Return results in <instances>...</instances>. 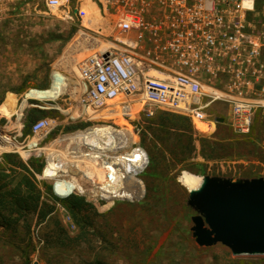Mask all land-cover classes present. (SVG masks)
<instances>
[{
	"label": "rangeland",
	"instance_id": "1",
	"mask_svg": "<svg viewBox=\"0 0 264 264\" xmlns=\"http://www.w3.org/2000/svg\"><path fill=\"white\" fill-rule=\"evenodd\" d=\"M7 12L0 18V106L7 110L0 108V162L5 153L24 163L34 161L29 168L43 192L50 186L44 192L48 203L55 202L52 197L61 199L54 192L57 185L83 195L100 216L90 246L74 239L77 229L57 202L53 218L31 220L24 242L18 244L0 227V264H264V254L224 256L222 245L198 247L190 231L195 213L186 205L192 188L188 175L200 181L203 175L264 178V109L255 113L250 131L240 134L225 121V104L210 103L205 120L214 129L204 133L200 130L205 128L191 122L196 136L214 142L217 156L225 157L206 160L196 142L187 168L169 170V157H158L160 163L152 167L145 148L153 141L142 126L152 116L146 110L153 107L131 103L124 109L127 115L105 110L85 114L79 103L81 61L103 44L91 31L105 24L92 0L51 5L35 0L29 13L18 6ZM54 83L58 93L47 94ZM20 87V93L8 90ZM33 107L44 110L41 118L52 119V126L37 136L23 135L25 114ZM217 117L224 122H215ZM30 248L26 261L20 249Z\"/></svg>",
	"mask_w": 264,
	"mask_h": 264
},
{
	"label": "built area",
	"instance_id": "2",
	"mask_svg": "<svg viewBox=\"0 0 264 264\" xmlns=\"http://www.w3.org/2000/svg\"><path fill=\"white\" fill-rule=\"evenodd\" d=\"M93 2L105 24L91 30L103 44L79 68L85 114L127 115L131 103L147 104L148 116L154 109L183 114L200 130L196 122H211L204 108L220 101L229 126L249 132L264 109V0ZM52 123L38 119L31 132Z\"/></svg>",
	"mask_w": 264,
	"mask_h": 264
},
{
	"label": "trees",
	"instance_id": "3",
	"mask_svg": "<svg viewBox=\"0 0 264 264\" xmlns=\"http://www.w3.org/2000/svg\"><path fill=\"white\" fill-rule=\"evenodd\" d=\"M42 87L45 88L47 85H43ZM8 90L20 93L24 88H10ZM44 114L45 111L39 108L33 107L28 109L25 114L23 135H29L31 125L44 116ZM196 123L199 128L203 127L206 130L207 127V131L213 128L212 122H208L202 127L198 124L201 122ZM142 133H149L152 137V146H146L145 148L152 167L160 163L161 160L158 157H169L165 159L167 160L169 170L177 169L178 167L187 168L190 164V159L196 154V142L200 146L199 154L206 160L225 157L223 155L217 156V145L214 142L200 139L196 136V130L190 118L183 114L157 110L151 117L144 118ZM170 138L174 139V141L169 144L168 140ZM1 159L0 227L3 230H9L10 234L17 239L15 241L18 244L24 242L26 237H30L31 220L35 217L36 222L43 223L53 218L55 202H57L65 210L72 225L77 229L74 239L78 240L80 245H91V237L95 230V220L100 216L94 204L87 201L83 195L72 193V191L64 192V188L57 185H55L57 188L54 189V192L61 199L52 197V200L55 202L48 203L44 199V192H48L50 186L46 185L43 192L33 170L29 168V165L32 166L34 161L24 163L12 153L3 154ZM142 167L140 165V169ZM187 173L182 172V175ZM20 251L24 259L28 261V255L32 251V248L29 250L20 249ZM221 253L224 256H230V252L225 248H222ZM27 264H29V261Z\"/></svg>",
	"mask_w": 264,
	"mask_h": 264
},
{
	"label": "water",
	"instance_id": "4",
	"mask_svg": "<svg viewBox=\"0 0 264 264\" xmlns=\"http://www.w3.org/2000/svg\"><path fill=\"white\" fill-rule=\"evenodd\" d=\"M186 205L195 213L190 231L198 247L222 245L233 256L264 254V178L203 175L188 190Z\"/></svg>",
	"mask_w": 264,
	"mask_h": 264
},
{
	"label": "crops",
	"instance_id": "5",
	"mask_svg": "<svg viewBox=\"0 0 264 264\" xmlns=\"http://www.w3.org/2000/svg\"><path fill=\"white\" fill-rule=\"evenodd\" d=\"M92 3L94 4L93 0ZM34 5H35V0H0V18L4 19L8 15L7 10L10 8L14 9L17 8L18 6L21 7L22 10L28 12L31 9V7L33 9ZM79 9L83 11V9H81V6ZM2 12H4V14H2ZM213 129L214 127L212 128V130ZM212 130L208 131V133H210Z\"/></svg>",
	"mask_w": 264,
	"mask_h": 264
},
{
	"label": "bare ground",
	"instance_id": "6",
	"mask_svg": "<svg viewBox=\"0 0 264 264\" xmlns=\"http://www.w3.org/2000/svg\"><path fill=\"white\" fill-rule=\"evenodd\" d=\"M58 77L57 76H53V81H59L60 80V83H61V78L59 77L58 79H57ZM57 88L58 87H56L55 86V83L53 84V85H51V87L47 90V94L48 93H51L52 91H55L56 93H58V90H57ZM57 90V91H56ZM32 95H35L34 93H32ZM0 108H1V106H0ZM2 110H4L6 113H7V110L4 108V107H2L1 108ZM199 124V126L200 127H202L203 125H202V123H198ZM122 163L124 162V161H121ZM125 163V166H127L126 165V162H124ZM186 180H187V182L190 184V186L192 187V188H195V187H197L198 185H199V183L201 182L200 180H198V179H196V178H194L193 176H187L186 177ZM107 191V190H106ZM108 193H111V194H114V195H116V193L118 192V191H116L115 189H109L108 191H107ZM123 193V194H122ZM119 192V193H117L119 196L120 195H126V194H124V192Z\"/></svg>",
	"mask_w": 264,
	"mask_h": 264
}]
</instances>
